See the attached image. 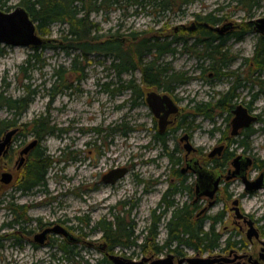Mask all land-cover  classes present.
Masks as SVG:
<instances>
[{
  "label": "rangeland",
  "instance_id": "1",
  "mask_svg": "<svg viewBox=\"0 0 264 264\" xmlns=\"http://www.w3.org/2000/svg\"><path fill=\"white\" fill-rule=\"evenodd\" d=\"M17 6H21L20 0H8L3 9L11 11ZM223 6H229V8L224 12L216 13L215 10ZM261 6L260 13H263L264 0H261ZM128 10L132 12L135 8L129 7ZM185 10L188 13L187 22L193 13L201 15L211 13L216 17L227 13V15L233 16L234 20L243 18V12L232 0H191V3L185 6ZM121 11L122 9L111 12L112 20L110 23L105 22L103 27L108 28L115 25L120 19ZM99 16H91L90 19L99 21ZM127 22L135 31H148L153 26L150 18L146 15L130 17ZM66 29L65 25L53 24L50 27V34L43 37L47 39L59 38L61 32ZM253 42L254 38L249 37L247 40H243L240 47H244L249 53ZM31 52L33 51L30 48L0 44V93L5 92L9 96L18 98L25 95L23 85H29V89L37 90L35 97L20 118L12 116L7 109L0 107V120L14 119L17 121L16 125L23 126L20 133L12 138L8 154L0 161V174L9 172L13 176V180L9 184L0 183V264H77L65 259L62 251L58 248V245L61 244L59 241L51 242L50 246L39 249L30 247L24 241H22V247L13 245L12 229L3 226L5 223H11L12 217L4 208V204L1 203L2 200H11L19 204L31 203L34 208L27 212V218L33 220L36 217H42L44 222L62 220L65 222L64 227L74 236H82L83 243L75 245L65 242L66 245L71 246L75 252L79 253V257L76 259L78 264H105L102 263V259L105 258L104 252L100 251L97 246L106 240L102 237L101 230L96 229V226L101 219L112 221L115 215L124 216L125 222L132 226L133 238L127 241V244L130 245L132 240L135 244L127 247L115 246L109 250L110 254L134 261L143 258L152 260L164 258L170 254L169 250L158 251V247L162 246L166 239L165 223L173 212L172 207L166 211L167 213L162 219L157 221L155 241H152L151 237L146 239L148 236L146 232L152 222V212L159 215L160 210L165 206V204H161V196L167 187V181L170 180L168 171L176 168L180 170L183 166L181 161L177 165H172L166 155L179 158L183 155V149L178 147L179 150H176L177 140L175 138L169 137L160 144L152 137L156 131L155 127H158L152 121L147 106L130 111L127 106H119L127 100V94L122 97L110 98L105 93H101L99 85L106 82L101 79L104 71L103 66L95 64L91 57L88 58L90 64L84 70L86 77L81 81L73 82L78 74L67 73V83L71 84V88H61L63 92L61 91L51 101L47 91L54 82L55 69L61 66L66 72H69L72 55H76V53L67 55L59 49L54 50L49 47L41 49L39 47L37 51V54L40 55L39 61H31V65L27 66L25 60ZM103 62L104 66L108 65L107 60H103ZM20 66H23L25 70L22 71ZM194 66L195 61L187 62L181 58L175 63L174 68L186 70L195 78L198 73L197 70H194ZM176 74H181V72L176 71ZM25 76L27 78H24ZM224 88V85L216 84L212 95L204 80L195 78L177 87V92L174 95L184 114L187 113L189 101L211 100L213 102ZM240 95L238 101L240 99L247 101L248 95L245 90H240ZM255 106L263 112L261 120H264V94L259 97ZM40 115L47 118L50 124L56 127L54 135L43 137L39 149L40 151L44 150V154L50 156L54 163L47 171L44 187L21 196L22 194L15 191L13 183L16 180L14 172L18 162L17 152L19 150L21 152L36 140L29 129L24 127V124ZM225 117L224 113L213 112L211 121L203 119L201 116L194 118L193 122L200 124L202 128L194 136V145L200 147L202 155H207L213 147L217 146V140L224 130L229 131V128L226 129ZM260 127L259 121L254 124L255 129ZM123 130L126 132L125 134H122ZM263 142V137L259 134L252 138V147L261 145ZM233 149L238 148L233 147ZM259 152L264 156V146L262 150L259 149ZM121 166H129L131 171L114 186L102 185L98 191L94 190L95 184L98 181L101 182L102 174ZM188 178L183 180V182L186 181L185 187L190 183ZM178 182H182V180ZM239 190L238 187L235 191L240 192ZM14 198H18V201ZM218 198L216 206L204 214L206 218L201 219V222L196 218V215L199 214L203 206L207 205L203 201H195L194 195L192 197V190L187 191L182 188L180 194L172 197V201L177 203L174 210L185 207L193 208L194 206L191 220L201 223L202 228L207 230L212 223L210 218L230 206L225 193L219 194ZM126 201L132 203L138 201V205L128 212L126 204H120ZM257 204L258 201L252 197L241 202L243 211L249 214H253ZM226 214L224 216L223 213L222 221L215 225L216 231L220 234V246L212 252L200 253V256H220L233 259L229 256L231 249L225 248L224 243L227 238H230L231 241H238L236 248L239 251L244 249V251L258 256L261 244L256 239H252L253 242L248 241L245 236L248 227H245V230L241 232L239 226L233 223L232 214L229 211H226ZM78 218H85L89 221L85 224ZM33 225L34 221H30L27 225L25 224L23 229L31 228ZM58 239L59 237H56V240ZM262 239L264 240V238ZM179 249L185 257L197 255L190 247H180ZM222 264H227V262Z\"/></svg>",
  "mask_w": 264,
  "mask_h": 264
},
{
  "label": "flooded vegetation",
  "instance_id": "2",
  "mask_svg": "<svg viewBox=\"0 0 264 264\" xmlns=\"http://www.w3.org/2000/svg\"><path fill=\"white\" fill-rule=\"evenodd\" d=\"M189 3H191V0H180L178 5L179 8L165 11L134 10L130 12L123 8L119 14V21L108 28L103 27L104 23H110L112 20L110 16L111 12L119 11L120 9L114 10V8H110L108 11H92L90 13V18L91 16L100 15L99 21L92 20L94 23L93 35L96 39L95 44H104V42L109 43L108 51L101 53L96 51L90 54L95 64L98 63L103 66L102 69L104 71L101 79L106 82L101 83L99 89L101 93H105L110 98L122 97L127 94V100L119 106H127L130 111H134L141 106H147L150 117L157 127L158 119L151 112L147 102L148 93L155 92L159 95L166 94L170 99L172 98L171 100L178 107L176 113L168 115V123L164 130L160 132L159 127H155L156 131L152 136L160 144L169 137H171V139L175 138V140H177V149H175L179 150L178 147L183 149V155L179 158H172V155H166L172 165H177L178 162L181 161L183 166L180 170L176 168L175 170L168 171L170 180L167 181V187L161 196V204H165V206L162 210L159 208V215H155V212H152L151 219L152 221L156 220L155 227H157V221L162 219L163 216L166 215V211L172 207L173 212H171L170 218L165 223L166 239L169 236L168 224L174 216V211H176L174 207L177 205V203L172 201V197L180 194L182 188H184L187 189V191L192 190V197L194 195L195 201L200 200L207 205L206 207L203 206L199 214L196 215V218L200 222L202 221L201 219L206 218L204 214L210 208L216 206L219 200V194L225 193L228 198L227 202H230V206L228 209L224 208L219 213H224L225 216L227 215L226 211H229V213L232 214L233 223L239 226L241 232L247 227V221L251 220L259 235L256 240L261 244V242H264L262 239L264 238V156L259 152V149H263L264 142L261 143V145L252 147L253 137L260 134L264 141V120H261V113L263 112L255 106L256 101L264 94V51L261 52L263 53L262 55L258 52L260 41L264 40V33L256 32L257 24L255 22L256 20L264 19V12L260 13L262 9V6L260 7L261 0L254 6L236 3L237 7L243 12V18L234 20L233 16L227 15L226 13L223 16H218L217 18H219V21L215 24H212L210 22L211 17H208L211 13L204 15L193 13L190 15L189 22H187L188 13L185 10V6ZM227 8H229V6H223L219 12H224ZM143 15L150 18V22L153 23L152 28L148 31L133 30L127 20L130 17ZM204 17H208V19L205 20ZM216 27H218V30H215ZM249 37H253L254 42L251 51L248 53L247 50L242 46L240 47V45L243 44V40H247ZM115 40L120 41L121 47L128 58L133 55L134 59L132 58L131 63L128 62L124 64L123 61L126 59L122 57L124 55L114 51L113 45L115 44ZM142 40L149 41L148 44L153 46L150 52H141V49L140 52H137L138 48L135 51V47L139 46ZM162 42L168 43L169 49L162 50ZM195 49H206V54H195L193 53ZM181 58H184L187 62L192 60L195 61L194 70H197L198 73V76L195 78L203 79L206 86H208L209 93L212 95L214 94L216 84L225 86L224 90L218 94V98L214 99L213 102L208 100L204 101V103L212 104V113L218 112L219 114H225L226 117L224 121L226 129L229 128V131L227 132L224 130L221 133V137L217 140V146L213 147L205 156L201 154L200 147L194 145V136L197 132H200L202 128L200 124H195L193 121L197 116H201L203 119L205 118L210 121L211 119L196 113L194 108L196 101L194 100L189 101L190 105L187 108V113L183 114V110L178 106L179 101H177L174 95L177 92V87L195 79L192 74L186 70H177L174 68L175 63L180 61ZM103 60L108 61L107 66H104ZM89 64V60H79V68H83L84 78L86 77L84 70ZM118 64L121 65L118 66ZM147 64L150 66L149 71L155 70L156 73L155 75L153 74L154 79H150V83L148 82L149 76L144 70V66ZM163 67L166 68L165 75L171 76L176 74V71H179L187 78V81L179 84L176 77H172L171 83H162L161 79L163 76L160 74V70ZM240 90H245L246 95H248L247 101H243V99L238 101V98L241 96ZM219 98L222 101L221 106L215 107L213 104H215L216 100ZM239 106L246 109L248 114L255 116L256 120L248 127L238 129L236 133H233L232 120L235 116L234 111ZM258 121L261 123V127L255 129L254 124ZM22 127L23 126L15 125L11 128L16 129L13 137L20 133ZM184 136H186L187 139H182ZM42 140L36 138V140H34L35 143L25 154H21V152H19L20 150L17 152L18 162L14 172L16 173V180H14L15 182L13 181V183L15 191L22 194L21 196L35 189H40V187H44L45 183H41L36 187L25 189L21 183L23 177L27 173L28 163L35 157L37 151L40 149ZM188 143L192 146L189 152L185 149V145ZM233 147L238 149H233ZM216 148H219V151H217ZM41 152L44 153V150ZM234 162L237 164L239 163L238 168L234 166ZM116 168H126L128 170L127 173L131 171L129 166ZM109 171L110 170L107 172ZM107 172H105V174ZM105 174L101 175V182L98 181L95 184L94 190L98 191L99 187L102 185L114 186L123 178L122 177L114 184L105 183L102 179ZM186 177H189L190 183L185 187L186 181L183 182V180ZM179 180H182V182H178ZM215 181H217L216 191L213 196L210 197V193L208 192L214 188ZM236 184H238V186H236ZM254 186L260 187L253 189V191H249L248 188ZM238 187L240 192L235 191ZM39 192H42V190H39ZM197 192L199 195H197ZM249 197L255 198L258 201L253 214L244 212L241 206V202ZM17 199L16 201H18ZM235 201L237 202L236 204ZM210 202H213V205L209 207ZM120 204H126L129 212V210L137 207L138 201L134 203L126 201ZM33 208L34 205L31 203L19 204L13 202V207L10 212L12 217L10 229H12L11 239L13 240V245L22 247V241H24L28 243L30 247L39 249L41 247L50 246L51 242L55 243L57 241L61 244L70 242V244L75 245L84 242L82 236H74L69 230L72 236L77 238L78 241L69 240L63 234L56 232L47 233L42 243L35 241V238L47 229H57L58 227L66 228L64 227L65 222L62 220L44 222L42 217H36L33 220L32 218H27V212ZM234 208H238L244 217L238 219ZM187 210L189 212V223L194 225L196 222L191 220L194 206L193 208H187ZM30 221H34L33 227L24 230L23 227ZM197 223L201 224L199 222ZM5 224H3V226ZM151 225L152 222L149 226L151 227ZM96 229L101 230L98 227H96ZM149 229L150 228H147V235H149ZM101 233L103 237L102 230ZM56 237H59V239L56 240ZM61 244L58 245L60 250ZM163 244H165V241ZM180 247L185 246H177L176 241H172L171 246L165 247L164 249L169 250L176 261L181 257H185V255L180 252ZM97 248L104 252L106 258L107 255L110 254L109 250L111 249L105 241L103 244L97 246ZM191 249L194 254L201 255L199 251L193 248ZM230 249L231 252L229 256L233 257V261H231L232 258H227L229 260L227 264H255L256 260L258 261L256 264H263L264 259L259 260V255L255 256L252 253L244 251V249L239 251L236 247ZM261 251L262 245L260 247V253Z\"/></svg>",
  "mask_w": 264,
  "mask_h": 264
},
{
  "label": "trees",
  "instance_id": "3",
  "mask_svg": "<svg viewBox=\"0 0 264 264\" xmlns=\"http://www.w3.org/2000/svg\"><path fill=\"white\" fill-rule=\"evenodd\" d=\"M8 0H0V9L4 10L5 2ZM180 0H20V4L24 7L29 13L30 17L36 22L37 32L41 36H47L50 34V27L53 24L65 25L67 27L66 31L61 32L59 38H50V42H46L40 48H51V49H59L67 55H71V53H76V55H72L69 72H66L65 69L59 66L55 69L53 73L54 82L52 86L48 89V97L52 101L59 93H61L62 89H70L71 84L67 83L66 74H75L77 73V77L75 81H80L84 78L83 68H79V60H89L90 54L93 52H106L109 48V43L104 42V44H95L96 39L93 35L94 31V23L90 19V13L92 11H108L110 8L116 9H129V7H134L135 10L152 11V10H175L179 5ZM238 4H250V6H254L259 2V0H232ZM222 7L218 8L216 11ZM150 9V10H149ZM5 11V10H4ZM7 11V10H6ZM210 18V22L215 24L219 21V18L216 16H212L211 14L208 16ZM208 17H204L205 20ZM141 44L135 47V51L137 52H150L153 48L152 45L148 44L149 41L142 40ZM114 51L117 53H122L126 58L123 63H131L133 55L126 56L123 48L121 47L120 41L115 40V44L113 45ZM39 48L31 49V53H29L27 59L25 60V64L31 65V61H39L40 55L37 54ZM161 49L167 50L169 49L168 43L162 42ZM133 51V50H132ZM264 51V40L260 41L259 53ZM193 53L203 55L206 54V49H195ZM261 53L260 55H262ZM122 64V63H121ZM121 64H118L120 66ZM20 69L24 71V67L20 66ZM144 70L146 74L149 76L148 82L150 83L152 79H154L155 70L149 71L150 66L147 64L144 66ZM166 68L163 67L160 70V74H162V83L168 84L171 83L172 77H176L177 82L185 83L187 78L182 74H173L171 76L165 75ZM154 74V75H153ZM24 78H27L25 76ZM151 79V80H150ZM25 95L22 97L14 98L12 96L7 95L5 92L0 93V107L7 109L12 116L20 118L22 114L27 110L29 104L35 97L37 90L29 89V85H23ZM60 89V90H59ZM222 101L219 99L216 100V103L213 104L215 107H220ZM211 103H204L203 101L195 102L194 108L196 113L203 115L204 117L210 118L212 120V110ZM186 117V115H185ZM17 124V121L10 119H1L0 120V134L4 131L11 129ZM24 127H27L33 137L42 140L44 136L54 135L56 127L51 125L49 120L42 115L33 118L30 122L24 124ZM59 131L62 129H58ZM126 132L123 130L122 134ZM54 163L53 159L50 156L45 155L41 151H37L35 157L30 160L28 163L27 173L22 179V186L25 189H29L31 187H36L41 183H45L46 174L49 168L52 167ZM12 197V196H11ZM2 204H4V208L10 213L13 207V201L11 200H2ZM124 205V204H123ZM83 223L87 224L89 220L85 218H78ZM212 223L209 226V229L204 230L201 224L197 222L194 225L189 223V212L187 207L176 209L174 211V216L170 220L168 224L169 236L165 240V244L158 247V251H162L165 247L171 246L172 241H176L177 246L183 245L185 247L193 248L200 253L203 252H212L217 249L220 244V234L216 231L215 225L219 224L223 219V213H220L212 218H210ZM156 220L152 221L151 227L149 226V235L146 236L152 238V241L156 240L157 232L155 227ZM9 224H5L4 226L10 227ZM103 231V238L106 240L108 247L113 249L115 246L127 247L131 244H135L134 240H132L131 244L128 245L127 241L133 238L132 226L125 222L124 216L115 215L112 221H106L105 219H101L98 221L97 226ZM241 242V241H240ZM225 248H235L237 247L238 241H231L230 238H227L225 241ZM1 245V244H0ZM61 250L65 259L72 263L76 262L79 257V253L75 252L71 246L66 244H61ZM102 263L112 264L108 258H103Z\"/></svg>",
  "mask_w": 264,
  "mask_h": 264
},
{
  "label": "water",
  "instance_id": "4",
  "mask_svg": "<svg viewBox=\"0 0 264 264\" xmlns=\"http://www.w3.org/2000/svg\"><path fill=\"white\" fill-rule=\"evenodd\" d=\"M255 22L257 24L256 32L264 33V19H259ZM215 30H218V27H216ZM46 42H50V40L41 36L37 32L36 22L30 17L29 13L24 7L17 6L11 11H4L0 9V44L4 46H19L33 49L41 47ZM147 102L151 112L158 119L159 131L162 132L168 123V115L176 113L178 111V107L173 103L168 95H159L155 92H150L147 94ZM234 114L235 116L232 120L233 133H236L238 129L248 127L256 120L255 116L248 114L246 109L242 108L241 106L237 107V109L234 111ZM15 132L16 129L6 130L0 137V161L2 157H4L8 153ZM182 139H187V137L184 136ZM34 143L35 141L25 147L21 151V154L27 153V151L32 147ZM185 149L187 152H189L192 149V146L188 143L185 145ZM216 150L219 151V148H216ZM238 164L234 162V166L236 168H238ZM127 171L128 170L126 168H114L103 175L102 179L105 183L114 184L116 181L124 177L127 174ZM11 181V173L2 172L0 174V183L7 185ZM216 187L217 181L214 182V188H212L208 192L210 193V197L213 196L214 192L216 191ZM257 187L260 186H254L248 189L249 191H253V189H256ZM197 195H199L198 192ZM236 203L237 202L235 201V204ZM212 205L213 202H210L209 207ZM234 210L238 219L244 217V215L240 213L238 208H234ZM247 227L248 228L245 234L246 239L248 241H252V239H258V232L251 220L247 221ZM49 232L60 233L66 236L69 240L78 241V239L72 236V234L68 230L60 227H58L57 229L51 228L45 230L35 238V241L42 243L45 235ZM261 245L262 251L259 254V260L264 259V242H261ZM107 258L111 261L112 264H222L223 262L229 261L228 259L222 258L220 256L201 257L200 255H196L195 257H181L175 261V257L172 254H168L164 258L160 259L152 260L143 258L139 261L117 257L111 254H108ZM231 261H233V259ZM256 263H258L257 260L255 264Z\"/></svg>",
  "mask_w": 264,
  "mask_h": 264
},
{
  "label": "bare ground",
  "instance_id": "5",
  "mask_svg": "<svg viewBox=\"0 0 264 264\" xmlns=\"http://www.w3.org/2000/svg\"><path fill=\"white\" fill-rule=\"evenodd\" d=\"M164 95V94H163ZM172 99V98H171Z\"/></svg>",
  "mask_w": 264,
  "mask_h": 264
}]
</instances>
